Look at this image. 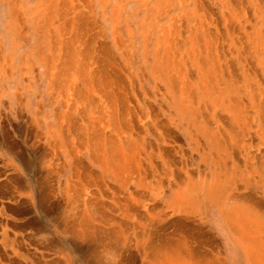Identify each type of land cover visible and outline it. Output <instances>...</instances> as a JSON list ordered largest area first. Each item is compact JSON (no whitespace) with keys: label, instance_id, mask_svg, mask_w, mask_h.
Masks as SVG:
<instances>
[{"label":"bare ground","instance_id":"6f19581e","mask_svg":"<svg viewBox=\"0 0 264 264\" xmlns=\"http://www.w3.org/2000/svg\"><path fill=\"white\" fill-rule=\"evenodd\" d=\"M128 1L133 19L146 12L134 31L113 19L123 67L111 73L101 58V31L79 46L69 16L74 42L50 66L73 106L46 128L39 110L24 113L31 125L6 145L20 172L0 179V264H227L202 229L211 207L244 263L264 264V0H120L112 9ZM169 10L178 12L161 23ZM194 151L190 177L180 154Z\"/></svg>","mask_w":264,"mask_h":264},{"label":"crops","instance_id":"0c3cea01","mask_svg":"<svg viewBox=\"0 0 264 264\" xmlns=\"http://www.w3.org/2000/svg\"><path fill=\"white\" fill-rule=\"evenodd\" d=\"M87 1L89 0H0V97L5 94L7 89L5 81L17 80L14 95L16 96L19 104V116L20 113H22V116L19 117L16 125L12 127L5 124L7 127L4 126L0 134V146L6 156L0 161V173H2L0 179L3 177L6 178L8 175H14L16 172H20L18 169H14L11 166L13 158L10 156L8 157L6 152V145L9 140L11 141L13 139V142L19 141V135L16 134L15 127L20 124L21 120H24V113H31L34 112V110H39L40 113L43 111L42 100L35 99L33 96L36 94V92H34L35 82L41 77H46L48 80L47 88L51 99L50 122H56L57 114L72 105L67 103V100H71L68 97L71 89L64 85L59 86L58 77L60 72L58 73L52 70L50 66L52 62H55L57 63L58 68H60V65L66 55V47L68 44L70 45L74 42V39L71 36V29L74 28L70 25L69 16H75L80 24L78 27L76 26V29L74 30L75 33L79 35V46L84 45L91 38H93L94 32L97 33L101 31L100 34L98 33L99 36L96 34L97 38L95 37L93 40L97 39L95 42L101 53L107 52V55L101 58L108 60V66L111 73L112 68L116 71L119 64L122 67L124 65L125 59L122 55V53H124L122 49L125 46L119 45L118 43L115 44V35L113 33L116 24L113 22V19L120 14L125 27L122 28L123 31L130 29L134 31L136 28L135 26L138 24V17L144 15L146 10L143 9L140 13H137L138 17L133 19L134 16L136 17L134 11L137 7L132 1H128L124 4V8L121 13H119L117 9L116 12H114L115 9H112L113 5L120 0H110L106 6L102 3V0H90L92 1L91 9L89 8ZM170 11L171 10L168 11V14ZM172 11L173 12L169 15L178 12L176 10ZM242 23H244L243 18ZM97 25L99 26L97 27ZM88 26L89 28H87ZM107 28L109 33H106ZM89 29L95 31L88 32ZM87 32H93V37H90L91 35ZM103 39L105 40V43L103 42ZM100 45L101 47H99ZM126 47L129 48V44H127ZM108 53H110V55H108ZM79 85L82 87L80 83ZM21 97H24V100L21 99ZM32 120L33 119H26L27 122H32ZM47 121L48 115H46V122ZM31 122L29 125H31ZM21 125L23 124L21 123ZM45 127H50V124H47ZM7 129H12L14 134L8 136ZM63 173H65L64 175L66 176V173L68 172ZM258 190H260L264 195V184H262ZM2 192L3 186L0 182V198L3 195ZM19 192L23 191L20 189ZM0 211L3 213L4 209L0 207ZM16 212L17 211L15 210L13 213L11 210H6V214H9L11 217L10 219L19 222L22 221L23 218L21 213L17 212L19 214L18 215ZM207 213L208 215H203L202 229L204 231H202L206 234L217 236V240L220 242L222 248L221 255L224 259H226L227 264H232L231 262L236 258L229 257L225 252L226 244H230V242V245L235 244L229 234V230L225 227L226 224L224 223L222 216L220 218L219 215L220 219L216 221L209 215V212ZM224 227L228 231L229 238H225V235L221 233ZM8 250L9 249H7V253H9ZM203 251L208 253L213 259L214 249L210 246V244H207L205 249L203 248ZM6 262L8 263V258Z\"/></svg>","mask_w":264,"mask_h":264},{"label":"rangeland","instance_id":"374dc122","mask_svg":"<svg viewBox=\"0 0 264 264\" xmlns=\"http://www.w3.org/2000/svg\"><path fill=\"white\" fill-rule=\"evenodd\" d=\"M211 1H217V0H211ZM219 8H220V5H219ZM172 12L173 11L171 10L169 12V14L172 13ZM169 14H166L160 20V22L161 23L166 22L167 19H168V15ZM222 27H223V25H222ZM223 28H225V27H223ZM107 32L109 33L108 28L106 29V33ZM139 42L140 41H138V43ZM16 82H17V80L5 81L7 89H6L5 94L0 97V134H1L5 124L8 125V126H12L13 127L14 125L17 124V121H18L19 117L22 116L21 115L22 113H20V116H19V111H18L19 104H18V100H17L16 96L14 95ZM47 83H48V80H47L46 77H41L40 79H38L35 82V86H34V89H35L34 92H36V94L33 95L35 99L42 100V103H43L42 114H44L45 116L48 115V121L44 122L45 125L50 124V107H51V104H50V100L51 99H50V94L48 93ZM21 123L22 124L25 123L24 126L27 127L30 124V121L27 122L25 119L20 121V124H18L15 127L16 134H18V135H19V129L18 128H21L20 127ZM42 123H43V121H40V124H42ZM19 139H21L20 135H19ZM28 139L30 140V138L27 135V140ZM31 142H33L34 145H36L37 141H36V138L34 136L31 137V141H29V143L27 144V147H30V145H31L30 143ZM42 142L44 144H46L48 147L51 146L49 139L43 138ZM6 152H7L8 157L9 156L10 157L13 156V152L10 150V147H7ZM194 153H192L191 158L188 157L189 159H187V157H184V156H182L180 154V159H183V163H184V161H186L188 163V166H184L183 163L182 164L180 163V169H181L180 171L183 172V173L188 172L190 177L193 176V171H196V168H197V165H198V162H199V158H198L199 156H198L197 152L194 151ZM5 157H6L5 153H4L3 149H2V147L0 146V161L3 160ZM47 168L48 169L50 168V161L48 163ZM24 172H25V169H24ZM60 178H62V179L65 178V175L63 174L62 176H60ZM209 215L216 221L221 218V216L219 218V214L215 211V209L213 207L210 208ZM221 233H223L225 235V238H229L228 237L229 236L228 231H227V229L225 227L222 229ZM229 242H230V240H229ZM230 244H231V242H230ZM230 244H226L225 245V248H226L225 252L228 254L229 257L236 258V259H233V261L231 263L232 264H245L244 260L242 258L243 255L241 253H239L240 252L239 247H237V245H235V244H232V245H230ZM28 256L31 257V255H28Z\"/></svg>","mask_w":264,"mask_h":264}]
</instances>
